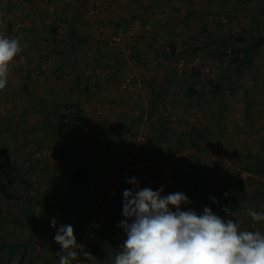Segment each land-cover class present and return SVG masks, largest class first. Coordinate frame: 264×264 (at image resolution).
Masks as SVG:
<instances>
[{
	"label": "rangeland",
	"instance_id": "rangeland-1",
	"mask_svg": "<svg viewBox=\"0 0 264 264\" xmlns=\"http://www.w3.org/2000/svg\"><path fill=\"white\" fill-rule=\"evenodd\" d=\"M243 1L180 0L179 5H184L175 11L176 8H171L173 1L166 0L161 2V9L151 7L144 11L143 0H0V36L8 38L9 29L19 28L39 29L45 35L57 24L62 30L65 26L76 32L75 35L69 33V29L65 37L62 34V43L80 47L76 72L69 60L65 65V68L70 65L69 75L63 65L50 67L52 77H44V70L38 69L35 73L38 77L33 80L40 79V85L35 81L32 83L36 85H31L43 93L44 80L52 79L58 83L62 79L64 89L56 86L57 91L48 82L45 83L46 90L55 88L59 94L66 91L72 95L66 101V107L78 127L72 133L69 131L71 137L68 140L59 144L55 141L51 146L30 144L31 139L47 137L50 132L36 129L39 115L29 109L34 107L32 104L50 107V102L37 104L35 98L24 94L18 96L16 90L20 79L14 76L17 66L22 65L26 71L35 70L37 60L40 62L43 57L22 52L23 55L19 53L10 63L8 84L0 90V171L2 174L13 171L15 177L3 178L0 182V224L5 218L18 217L17 212H13L14 205L26 191L24 186L29 182L31 186L35 181L36 169H44L46 164L50 168L52 164V169L59 171L75 164L85 166L96 183L89 197V207L95 210L88 209L92 218L83 226L84 244L79 260L74 264H114L112 261L126 239L118 225L124 219L123 191L131 188L126 182L128 179L136 178L141 188L158 190L163 186L164 195H167L176 184L174 170L188 160L200 161L198 165L204 169L201 176L213 173L218 178L240 176L244 180L250 179L251 172L245 171L241 163L246 160L244 154L249 152L250 145L258 149L256 153L264 154V103L259 109L257 105L252 106L251 111H254L248 120L244 115L245 106L236 104L238 100H244L240 86L236 87L239 91L230 97L226 108L215 94V85L221 83L225 87L227 77L232 76L226 62L230 58H218L214 40L226 36L232 44L236 36L246 33L248 36L250 20L258 21L264 29V15L259 11L264 0ZM94 5H98L97 12L91 14ZM174 18L176 23H172ZM254 35L258 37L259 34L255 32ZM110 37L120 38L118 46H109ZM172 42L176 47L175 55L172 54ZM40 44L44 51L47 50L48 41L42 40ZM254 57L252 74L245 76L243 84L250 87L251 98L264 102V44ZM193 70H199L201 76L190 79ZM145 77L151 79L147 81ZM77 78L79 83L75 85L72 80ZM189 87L197 91L195 98L189 95ZM111 91L143 110H139L144 117L138 133L132 135L135 129L132 125V129L129 128L131 120L119 122L121 118H116L118 112L112 111H118L116 106L112 108L116 103L108 96ZM24 110L31 114L22 113ZM116 123L117 127L112 130ZM42 124L46 125V122ZM4 125L9 127L8 131ZM185 137L187 144L180 146V140ZM197 143L196 147L191 146ZM166 147L179 148V154L171 159H159L158 148L163 151ZM146 156L150 157L149 161ZM255 160L257 164L261 162L258 158ZM116 163L122 167L118 168ZM27 170L32 173H26ZM185 188L175 192L185 193L191 201L192 196ZM257 191V188H250L244 196H253ZM46 197L48 193L44 194V201ZM99 202L106 203L107 209ZM198 203L195 201L190 205ZM262 204L264 206V202ZM190 205L187 207H192ZM63 217L65 221L71 220L65 214ZM234 219L241 230L247 231L243 229L244 216L236 215ZM251 224L264 227V221ZM107 243L117 249L111 251L115 253H111L114 258L98 259L88 251L91 245ZM85 252L92 259H85Z\"/></svg>",
	"mask_w": 264,
	"mask_h": 264
},
{
	"label": "crops",
	"instance_id": "crops-1",
	"mask_svg": "<svg viewBox=\"0 0 264 264\" xmlns=\"http://www.w3.org/2000/svg\"><path fill=\"white\" fill-rule=\"evenodd\" d=\"M28 1V0H26ZM137 1V0H136ZM144 1V11L150 9L151 7H157L159 9L161 2H165L166 0H143ZM172 10L178 11L180 6H183L184 3L180 4V0H172ZM187 2H194V0H183ZM162 11V10H161ZM165 11V10H164ZM36 16H39L38 13L34 12ZM32 16V15H31ZM130 18V17H127ZM189 16L186 18L188 19ZM122 20H125L124 18ZM174 21L172 23H176L177 19L174 18ZM60 22V21H58ZM55 26L52 28H49L43 35L39 29L34 28H27V29H17L12 30L11 38L12 39H18L20 42V46L22 47V52L25 54L31 55H38L37 58L43 57L42 61L36 62L37 68L35 70L29 69V71H26L24 67L21 65L17 66V69L15 70V75L18 77L19 84L18 89L16 92L19 94H24L25 97L35 98V101L37 104H43L48 103L50 107H42L35 104L34 107H30L29 109L31 112H33L36 115H39L37 118L38 120V127L36 129L39 130H46L48 129L50 132V136H56V138L63 133L61 138H51L49 135L47 137H40L33 140L30 144L37 145V146H51L55 141L56 144H59L60 141H66L68 140L70 136V132L74 131L78 125L75 121V117L68 112V107H66V101L72 96L69 93L63 92L59 94L57 87H64V84L61 82L62 79L57 81L58 83L53 82L51 79L44 80L42 87V92H37V89L31 88L32 82L34 77L37 78L38 75H36V71L38 69L44 70V77H52V74L49 72L51 69L50 67L55 68L54 66L63 65V68L66 69V75H69L68 72L70 69V65L68 64L65 68V65L69 60L73 63V70L75 72L77 71L76 58L78 59V52H79V45L76 46L62 43V37L64 35L68 34V30L70 29L69 33L73 31L72 27H69V29L65 26H63V30L61 29L60 25L54 24ZM67 32V34H66ZM63 34V35H62ZM72 34H76L72 32ZM44 37V38H43ZM46 40L48 41V48L45 51L43 50L41 46V41ZM65 44V45H64ZM74 46V47H73ZM41 49L43 51H41ZM22 53V55L24 54ZM43 55V56H42ZM32 58V57H31ZM64 61V62H63ZM43 63V65H42ZM62 68V67H61ZM61 70V69H60ZM59 70V71H60ZM48 71V72H47ZM62 72V71H61ZM147 73V71H145ZM63 73V72H62ZM71 76V75H70ZM149 76H152L149 74ZM25 77L27 78L25 80ZM77 77V76H74ZM147 81L151 79V77H145ZM72 80V79H71ZM25 81V82H24ZM28 81V82H27ZM27 82V83H26ZM37 84L40 83V79L35 81ZM51 82V88L55 87L53 90H46L47 86L45 83ZM72 83L76 84V79L72 80ZM67 84V83H66ZM70 84V83H69ZM40 85V84H38ZM60 89V88H59ZM64 89V88H63ZM117 93V92H116ZM70 96H69V95ZM111 98L113 99V102L116 103L112 106V108L115 106L117 107V110H112L114 112H118L116 114V118H121L119 122H121L122 119H129L131 120V123H126L129 125V128H131L130 125L134 126V131H132V135L135 133H138L141 129V125L143 124V117L144 113H141L140 111H143L142 109H137V105H133L130 100L124 99V97H121L118 94H113ZM78 97V96H77ZM77 99V98H76ZM41 101V102H38ZM140 110V111H139ZM109 113L111 112L108 110ZM29 112L28 110H24V112ZM140 112V113H139ZM48 116V119L46 120L45 117ZM119 116V117H118ZM31 117V116H30ZM43 121L46 122V125H43ZM119 122H117L119 124ZM117 123L112 126V130L117 127ZM70 131V132H69ZM69 134V135H68ZM63 156V155H62ZM129 159V158H127ZM138 160V159H136ZM118 168H121L122 166L119 164H115ZM71 166V165H70ZM121 166V167H120ZM53 165L51 164V168L49 167V164H46L44 166V169H36V177L34 178L35 181L29 185H25L24 189H26L24 194L20 195L18 198L16 204L14 205L13 212H17L16 214L18 217L15 218H5L2 221V224H0V264H59V255L66 254L65 252H62L61 247L55 243L54 236L56 233V229L52 228L50 225V221L52 219V216H62L65 214L67 217H70V221H63L62 225H71L74 229V235L76 239H81V243L79 245L82 246V243L84 244V227L88 222L90 221L91 214H92V207H89L90 202V194L93 193V187L95 186V180L90 185V187L81 195L79 196H71L67 194L68 186L67 182H64L65 179H67L68 174V168H66L65 171H59L52 169ZM88 169V168H87ZM89 170V169H88ZM31 172L32 171H25ZM90 174L93 176L91 171L89 170ZM29 173V175H31ZM15 173H13L14 175ZM117 174V173H116ZM27 175V176H29ZM32 176H34L32 174ZM30 177V176H29ZM94 177V176H93ZM20 178V177H19ZM36 189V191H32ZM131 189V188H130ZM45 193H48V197H46V201H44L43 196ZM41 195V196H40ZM41 197V198H39ZM35 204L33 206L34 200ZM40 206L38 202H40ZM23 201V202H22ZM38 201V202H37ZM95 206V205H94ZM35 207H37V211L35 212ZM95 208V207H94ZM88 209L91 210L88 212ZM17 210V211H16ZM44 212H46L44 214ZM61 217V218H62ZM64 219V217H63ZM59 222V220H57ZM58 224V223H57ZM60 226V225H59ZM57 226V228L59 227ZM91 246H99L101 247V253L100 254H93L94 256L98 257V259H110L114 258L112 257L111 253L115 255L114 252L111 251H117L116 247L112 244H106V245H91ZM86 249V247H83ZM119 249V248H118ZM90 252V250H88ZM118 253V252H117ZM102 255V256H101ZM74 261H72V264H74ZM114 263V260L112 261ZM107 264V263H106ZM108 264H111L108 262Z\"/></svg>",
	"mask_w": 264,
	"mask_h": 264
},
{
	"label": "clouds",
	"instance_id": "clouds-1",
	"mask_svg": "<svg viewBox=\"0 0 264 264\" xmlns=\"http://www.w3.org/2000/svg\"><path fill=\"white\" fill-rule=\"evenodd\" d=\"M21 51L18 39L0 36V90L7 86L10 63ZM126 182L131 189L123 191L124 219L118 225L126 239L114 264H264V232L241 230L209 207L198 213L187 207L191 201L183 192L164 195L163 186L152 190L141 188L136 178ZM223 211L231 215L227 207ZM248 215L254 222L264 221V213L249 209ZM57 223L55 218L50 221L56 229L54 241L66 253L59 255V264H72L82 247L71 225L57 228ZM83 256L92 259L86 252Z\"/></svg>",
	"mask_w": 264,
	"mask_h": 264
},
{
	"label": "trees",
	"instance_id": "trees-1",
	"mask_svg": "<svg viewBox=\"0 0 264 264\" xmlns=\"http://www.w3.org/2000/svg\"><path fill=\"white\" fill-rule=\"evenodd\" d=\"M260 2H263V0H260ZM242 3H246V0ZM259 9L261 14L264 15V5H260ZM249 25L250 34L248 36L247 33L244 36H236V39L232 42V44H230L231 42L226 38V36L218 37L214 40V44L217 46L216 54L218 55V58H230V60H226V62L231 69L230 74L232 76L227 77L225 87L221 83L215 85V94L221 98L222 107L226 108L229 105V103L227 102L230 97L235 96V94H237L239 91L238 89H236V87L240 86L244 95V100H238L236 104H243L245 106L244 115L248 120L251 113L254 111H251L252 106L257 105L259 109L264 103L251 98V89H249L250 87H246V85L243 84V81L245 80V78H247L245 76H250L254 69L256 60V58L254 57L255 52H257L259 48L264 44V29L260 25V23L258 21L250 20ZM75 30L76 29H74V31ZM255 32H258V37L254 35ZM11 34L12 31L9 29L7 32V37H11ZM172 44V54L175 55L176 47L173 42ZM189 76L190 79L199 78L201 76L200 71L193 70V72L191 71ZM78 83L79 78L76 79V84ZM255 87L259 88V85H256ZM113 94L114 92L111 91L109 92L108 96L112 97L114 96ZM189 95L192 98H195L197 96V91L193 87H189ZM4 127H6L7 131L9 130V127L7 125H4ZM179 143L180 146L187 144V137L182 138ZM197 145L198 143L192 144L191 146L196 147ZM179 151L180 150L177 147H166V149L163 151H160V149L158 148V152L156 155L159 159H164L163 157H165L166 159H171L174 156L178 155ZM255 151H258V149H256L254 146L251 147L250 145L249 152L244 154L246 160L241 163V166H243V169L245 171L251 172V177H249L250 179L248 180H244L243 177L240 176L235 179H225V177L218 178L216 177L217 174L214 175L213 173L211 174V176H201V173L204 172V169L201 165H198L200 161L188 160L186 164L181 165L180 163V167L174 170V181L176 184L171 187V192L174 193L178 188L182 189L183 187H186V191L189 192L188 195L192 196L191 198L193 199H191V203L199 201L198 205H190L192 207L189 208H194L198 213H200L202 212L204 207H209L214 214L220 216L222 219H231L233 220V222L235 221L234 216H244L246 222L245 224H243V229H247V231L259 230L261 232H264V227H262V225L258 227L252 226L251 222H253V220L248 215L249 209L258 213H264V206L262 204L264 202V154H258ZM147 156L146 158L149 161L150 157ZM151 156L153 157V154H151ZM255 158H258L261 162L257 164ZM217 166L219 167V165ZM69 167L70 168L68 169L67 179L64 180V182L68 181L67 194L71 196H79L90 187V185L94 181V177L90 174L89 170L85 166L75 164L74 166ZM2 173L3 172L0 171V182L3 178L9 180L11 179V177H15V175H13V171L6 172L5 174ZM212 182H214L213 185ZM250 188H257L259 191L255 192L253 196H244L246 191ZM225 193H228L229 195L225 196ZM211 197H215L219 201V203H213L210 199ZM225 207L229 209L231 215L223 211V208ZM61 217V215L52 216V218L59 220L57 226L62 225L64 221L63 217ZM76 240L78 244L81 243L80 238ZM101 249L102 248L99 246H91L89 248L90 252L94 254H100L102 252ZM78 252L80 255V249L78 250Z\"/></svg>",
	"mask_w": 264,
	"mask_h": 264
},
{
	"label": "built area",
	"instance_id": "built-area-1",
	"mask_svg": "<svg viewBox=\"0 0 264 264\" xmlns=\"http://www.w3.org/2000/svg\"><path fill=\"white\" fill-rule=\"evenodd\" d=\"M97 9H98V5L97 6L94 5L90 13L91 14H95L97 12ZM119 42H120V38H117V37H113V38L110 37V39L108 40V44H109L110 47L111 46H113V47L118 46ZM103 204H106V203L99 202V205L101 207L103 206V209L106 210L107 209V204H106V206L103 205Z\"/></svg>",
	"mask_w": 264,
	"mask_h": 264
}]
</instances>
